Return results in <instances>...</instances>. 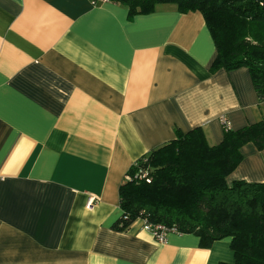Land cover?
I'll use <instances>...</instances> for the list:
<instances>
[{
    "label": "crops",
    "instance_id": "1",
    "mask_svg": "<svg viewBox=\"0 0 264 264\" xmlns=\"http://www.w3.org/2000/svg\"><path fill=\"white\" fill-rule=\"evenodd\" d=\"M215 57L202 16L172 4L0 0V264H232L229 239L113 229L125 173L175 131L214 146L220 117L264 120L248 70L211 73ZM241 154L227 183L264 182V150Z\"/></svg>",
    "mask_w": 264,
    "mask_h": 264
},
{
    "label": "trees",
    "instance_id": "2",
    "mask_svg": "<svg viewBox=\"0 0 264 264\" xmlns=\"http://www.w3.org/2000/svg\"><path fill=\"white\" fill-rule=\"evenodd\" d=\"M145 15L172 4L179 13H199L216 57L209 71L246 68L264 102V0H107ZM264 150V120L223 131L209 146L200 128L175 131V139L150 151L125 173L118 189L121 216L113 229L125 231L136 220L163 225L170 233L192 234L199 247L229 239L232 264H264V182L227 177L242 161L241 148ZM138 169L146 179L135 178ZM225 264V263H221Z\"/></svg>",
    "mask_w": 264,
    "mask_h": 264
},
{
    "label": "built area",
    "instance_id": "3",
    "mask_svg": "<svg viewBox=\"0 0 264 264\" xmlns=\"http://www.w3.org/2000/svg\"><path fill=\"white\" fill-rule=\"evenodd\" d=\"M91 1L92 2H96V1L107 2V0H91ZM219 123L223 131L230 130V125L224 116L219 118ZM146 176H147V171L143 169H138V171L135 174V178H138V179H146ZM91 203H92L91 200L87 203L88 207ZM141 223H142V229L149 231L151 235L153 236V238L155 239V241L159 243H163L165 240L166 234L170 233L169 230L163 225H151L149 223H146L144 220H141Z\"/></svg>",
    "mask_w": 264,
    "mask_h": 264
}]
</instances>
